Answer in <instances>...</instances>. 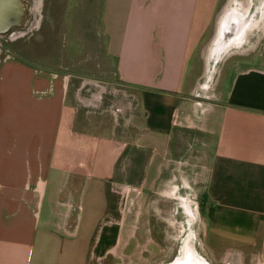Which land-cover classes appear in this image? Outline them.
I'll list each match as a JSON object with an SVG mask.
<instances>
[{
    "label": "crops",
    "instance_id": "0c3cea01",
    "mask_svg": "<svg viewBox=\"0 0 264 264\" xmlns=\"http://www.w3.org/2000/svg\"><path fill=\"white\" fill-rule=\"evenodd\" d=\"M254 3L54 1L49 13L55 16L45 20L54 17L61 27L65 16L75 11L70 5L78 6L81 31L72 35L77 45L53 49L55 57H70L75 77L62 74L63 61L37 72L21 58L26 46L0 60V264H95V260L102 264L106 257L95 255L85 207L81 205L82 213L77 214L73 197L58 198L56 192L49 195L47 205L44 201L47 179L63 157L55 149L62 123H77L81 116L90 123V116L105 115L113 135L111 186L117 196L122 191L118 184L130 186L125 180L141 177L140 169H122L130 160L137 164L145 159L154 201L167 198L173 205L179 188L168 183L175 172L193 168L202 249L212 258L223 256L224 263L231 259L234 264L243 260L264 264V56L256 53L264 38V21L248 23ZM225 8L233 13L231 19L242 16L239 36L232 32L228 40L214 43L217 55L226 49L219 66L221 76L227 69L229 85L219 95H202L197 90L222 86V77L209 78L208 69L215 66L213 52L208 56L206 48L223 21L226 30L219 36L229 34ZM45 25L43 36H51ZM256 31L259 35L250 41L257 44L246 45ZM41 45L40 53L50 52ZM198 67L208 70L204 83L203 72L195 73ZM70 85L75 90L69 94ZM184 184L191 186L188 181ZM155 202L154 212L159 209ZM113 254L122 261L126 256L124 251Z\"/></svg>",
    "mask_w": 264,
    "mask_h": 264
},
{
    "label": "rangeland",
    "instance_id": "374dc122",
    "mask_svg": "<svg viewBox=\"0 0 264 264\" xmlns=\"http://www.w3.org/2000/svg\"><path fill=\"white\" fill-rule=\"evenodd\" d=\"M54 1L25 0L27 11L24 24L18 28L19 30L16 29L18 32L9 33L8 37L10 38L6 36L4 40L0 39V60H4L7 55L11 58L14 55L13 50L18 51L21 47L26 46V53H23L21 58L31 64L37 72L42 73L46 71V67L50 64L56 65V62L59 64L63 61L62 74L70 73V75L73 74L72 77H75L76 73H73V69L69 67L70 57H63V59L58 55L55 57L53 49L57 48V46H64V49L67 50L70 46L77 45L76 41L73 43L72 35L81 31V27H79L77 22L79 21V14L75 9L78 6H75V4L70 5V11H75L69 13L68 18L65 16V24L61 27V21H54V17L50 20H45L47 15L55 16L53 12L49 13L54 6ZM254 1V7L249 14L250 17H248V23L250 24L257 22V20L259 22L264 21V0ZM95 9L98 10V4L94 6V9L91 8L92 17L97 14ZM81 16L83 18L84 13ZM89 22L93 23L92 20ZM47 23L51 28V36L45 37L41 27H44ZM77 23L78 25H76ZM263 28L264 26H262ZM57 32H60L59 37H57ZM15 33L16 35H14ZM258 35L257 31L252 32L245 44L249 46L252 43L257 44V41L252 42L250 38L254 37L256 39ZM38 43L40 45H37ZM41 43L46 44L45 49L48 48L49 53H40V47L44 49ZM225 51L226 49L221 50L219 55H217L216 51H213L212 62L215 68L208 69L210 71L209 78L213 76L216 78L217 75L222 77V86L221 83L218 86L216 85L217 87H213L214 85L211 84L207 90L203 88L197 90L198 93L202 95L204 93L205 95H219L222 87L229 85V79L225 78L227 69L223 71L221 76L222 70L219 66L220 57L225 54ZM256 53L264 56V38L260 44L256 45ZM216 55L219 57L217 58ZM195 70L196 74L203 72L204 76L200 79V82H203L208 76V70H203L199 67ZM69 89L70 94L75 90V85H70ZM85 90L83 89L79 94L83 96ZM68 104L67 102L66 105ZM100 118L96 119L94 116H90V123H88L81 116L79 119L77 118V123H62L59 128V137L55 144V149L56 152L59 150L63 157L56 163V166H58L56 167L57 170H53L47 179V195L44 205L48 204L49 195L56 192L55 196L58 198L73 197L72 203L79 206L78 210L74 206L77 214L82 213L81 205L85 207V212L83 213L93 228L95 255L102 253L106 257L102 259V264H118L122 262L125 264H167L170 260L175 259L181 243L188 233L192 234L190 241L198 255L209 264H234L231 263V259H228V263H224L223 256L217 257V259L212 258L207 250L205 251L201 247V223L197 218L198 214L194 209L193 202L194 196H196L192 188L195 172L193 168L190 169V172H182L179 175L175 172L174 179L168 183L170 186L174 184L179 188L174 197L175 205L171 201L166 200L167 198L162 202L160 196H158V199L161 201H154L157 197L153 195V180L146 179V176L149 175V173H146L149 165L144 161L143 157L142 163L131 164L132 161L130 160V162L122 165V169L125 167V171L132 172L134 169H140V179L138 181L125 180V182L129 181L132 183L130 186L126 185V183L118 184L122 189V191L118 190V196L113 192L111 186L113 176L111 173L115 172V170L113 167L114 155L110 142V136L113 137V135L110 132L108 115ZM99 120L103 121V123L98 122ZM16 122L21 124L22 117L18 118ZM48 123L49 127L53 126L50 118ZM51 135L52 132L48 133L47 138ZM148 151L144 152L145 157H147ZM141 181L144 183H141ZM185 181L191 183V186L185 185ZM195 187L199 188L198 185H195ZM179 196L187 197V200L189 198V206L194 214L192 222L189 221L188 216H185L183 209L178 205L181 201ZM177 197H179V200H176ZM153 202L157 203L161 210L158 209V211L154 212ZM117 203H119L118 206ZM135 231L138 232L136 235L134 234ZM122 251L126 254L124 261L121 258L113 257L114 252L119 253ZM98 263L95 260V264ZM242 263L246 264V260L241 261Z\"/></svg>",
    "mask_w": 264,
    "mask_h": 264
},
{
    "label": "bare ground",
    "instance_id": "6f19581e",
    "mask_svg": "<svg viewBox=\"0 0 264 264\" xmlns=\"http://www.w3.org/2000/svg\"><path fill=\"white\" fill-rule=\"evenodd\" d=\"M244 13H245V11L240 12V14H242V15H244ZM222 14L227 15V17L224 20L228 22L227 30H229V34L223 33V35L219 36V34H221L223 28H224V31L226 30V24L223 21V25L219 29L220 32H218V34H216L217 35L216 38H214L215 40L212 39V41L210 42V44H208V46L206 48V50L208 52V56H211L212 52L214 51V43H215V45H218L221 40H223V42L228 40L230 38L232 32H235V35L239 36L238 34H239V31L241 30V28H239L240 27L239 25L241 23L240 19H242L241 18L242 16L241 15H239V16L235 15L236 17L231 19L230 15H233V13L230 12V10H228L227 8H225V10L223 11ZM239 17H240V19H239ZM233 37H235V36H233ZM241 38L242 37H239V39H241ZM234 39H236V38H234ZM235 41H237V40H235ZM226 44H228V43L226 42ZM180 206L184 207L183 211H184L185 216H188L189 221L192 222L193 218H194V216H193L194 214H193L192 208L189 206V201L187 200V198H184V197L181 198ZM191 235H192L191 233L187 234V236L185 237V239L181 243V246L179 248V252L177 253V256L175 257L174 260L170 261L167 264H179V262L188 261L189 259H191V252L193 253V255L196 258V260L198 261V263L209 264L201 256L198 255L197 251L192 246L191 241L189 239Z\"/></svg>",
    "mask_w": 264,
    "mask_h": 264
},
{
    "label": "water",
    "instance_id": "95a60500",
    "mask_svg": "<svg viewBox=\"0 0 264 264\" xmlns=\"http://www.w3.org/2000/svg\"><path fill=\"white\" fill-rule=\"evenodd\" d=\"M26 11L27 6L25 0H0V36L15 27L22 26L25 21ZM189 239L191 240V236ZM179 264L201 263H198L191 252V259L179 262Z\"/></svg>",
    "mask_w": 264,
    "mask_h": 264
},
{
    "label": "flooded vegetation",
    "instance_id": "af4514ba",
    "mask_svg": "<svg viewBox=\"0 0 264 264\" xmlns=\"http://www.w3.org/2000/svg\"><path fill=\"white\" fill-rule=\"evenodd\" d=\"M20 27H22V26H20ZM20 27H15V29L13 28V29H11V30H9L8 32H6V33H4V34H2L1 36H0V39H3L4 40V38L7 36L8 37V34L9 33H12V32H18L17 30H19L18 28H20ZM17 29V30H16ZM8 38H10V37H8ZM5 41H6V39H5ZM180 198H183V197H180ZM185 198V197H184ZM181 202V201H180ZM180 205V204H179ZM181 207V206H180ZM182 209H184V207L182 206L181 207ZM135 228H137V227H135ZM138 229H139V227H138ZM138 232L137 231H135V234H137ZM174 258V257H173ZM171 261V260H170ZM169 262V261H168ZM167 263V262H166ZM165 264V263H164Z\"/></svg>",
    "mask_w": 264,
    "mask_h": 264
}]
</instances>
